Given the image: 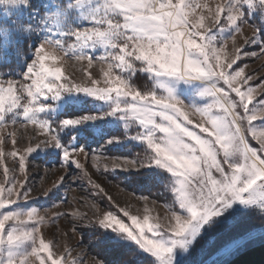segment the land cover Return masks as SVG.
<instances>
[{
	"label": "snow or ice",
	"instance_id": "obj_1",
	"mask_svg": "<svg viewBox=\"0 0 264 264\" xmlns=\"http://www.w3.org/2000/svg\"><path fill=\"white\" fill-rule=\"evenodd\" d=\"M254 2L220 0L213 8L198 0H104L102 9L93 13L95 25L74 30L71 33L74 41L69 48L63 47L59 40H44L35 49L34 59L22 79H0V127L9 122L15 125V121L5 120V114L20 109L26 118L24 122L38 126L37 134L46 137L35 143V137H30L27 146L19 148L14 132L0 136V174L4 178L0 182V248L5 244L10 249L26 242L31 244L29 251L19 255L9 251L6 264H78L77 259H68L70 248L56 250L54 229L49 230L51 238L45 235L42 225L46 218L40 215L39 209L31 208L23 213L3 211L18 200L32 198V188H26L29 154L41 146L61 147L49 122L36 114L49 107L39 103L41 98H59L65 92H84L102 100H114L108 114L121 112L138 121L141 126L138 138L147 143L150 153L140 161L116 157L113 170L155 164L176 177L172 189L175 200L173 204L163 205L162 216L152 214L154 207L150 208L149 204L154 206L155 201L147 196L137 198L143 202V210L141 213L137 209L134 213L131 205L122 206L94 181L75 158V153L86 151L84 148H63L59 166L66 171L54 187L62 183L70 165L74 164L87 179L94 199L102 198L107 205L102 210L101 204L91 203V217L86 213L74 214V229L78 221L84 225L98 224L126 234L141 250L157 258L158 264H189L195 255L194 245L203 239L201 227L208 232L222 221L231 222L240 214V209L233 207L234 202L258 204L264 209V130L258 132L252 124L258 115L264 119V100L253 103L257 88L264 89V78L252 86L250 81L254 78L245 71L247 65L238 64L243 57L257 56L243 49L254 42L258 30L251 37H245L239 46L235 35L242 33L241 5ZM259 3L264 5V0ZM217 25L221 31L233 29L232 35L222 38L219 44L209 35ZM229 39L232 51L227 50ZM95 45L106 46V52L93 58L83 51ZM4 47L0 41V57L5 54ZM260 54H264V44ZM64 57L80 63L83 80L77 82L65 75L62 67L49 66L50 61ZM134 60L144 62L146 70L157 77L174 78L173 84L160 79L158 86L163 90L160 94L130 85L120 73L133 67ZM96 62L100 69L94 75L91 69ZM193 80L205 82L198 95L211 97V102L198 106L186 103L175 94L174 84ZM121 98H129V102L122 104ZM193 117L199 120L194 123ZM96 118L84 115L65 119L62 124L77 125ZM250 139L257 141L258 147H253ZM9 141L11 149L5 151ZM9 157L12 167L5 164ZM98 159L92 156L94 163ZM60 215L55 213L53 222ZM95 238L117 241L121 237L101 232ZM188 245L193 247L187 255L180 251L173 255L174 249L187 250ZM79 264H83L82 258ZM94 264H105V261L96 256Z\"/></svg>",
	"mask_w": 264,
	"mask_h": 264
},
{
	"label": "rangeland",
	"instance_id": "obj_2",
	"mask_svg": "<svg viewBox=\"0 0 264 264\" xmlns=\"http://www.w3.org/2000/svg\"><path fill=\"white\" fill-rule=\"evenodd\" d=\"M200 3H207L211 7L215 8L216 4L220 0H198ZM104 0H81L80 3H76L75 0H66L65 4L62 6L53 5L50 10L42 13V15H37L36 11L29 20L33 23L31 27L27 26L24 32L36 33V37L33 41L35 47L32 51V58L28 60L25 70L20 72L17 76L4 77L1 76L0 79L3 80H17L22 79L23 74L27 71V68L31 61L34 59V51L39 47L40 43L44 40L50 41H61L63 47L69 48L71 43L74 41V37L71 33L76 29H82L89 26H94L95 21L92 16L93 13L99 9H102ZM29 6V0H0V37L3 39V43L7 46L4 52L8 49L9 44L12 42V34L15 32H20L23 26V21L20 19L24 16L25 10ZM244 12L242 19V33H237L236 43L237 45H243L245 37H251L255 31L258 30L256 37L253 38L254 42H250L245 45L243 51L245 52H255L256 57L246 56L243 57L238 64L241 66L247 65L245 71L253 76V80L250 81L252 86L260 84L261 78H264V54H260V48L262 46L261 35L264 33V5L259 3V0L251 5L244 3L241 5ZM14 23V24H13ZM13 24V25H12ZM220 25H217L209 33L210 36L215 37V42L219 44L222 38H227L232 35L233 29L231 27L225 28L223 31L220 30ZM228 51H232V41L228 40ZM83 51L89 53L93 58L98 57L106 52V46L95 45L94 47H88L83 49ZM63 56L62 53H57ZM71 55V53H70ZM133 67L126 68L121 71V75L128 80L130 85L138 76V80H145L148 78L152 83V90L157 94H160L163 90L159 88L158 81L160 79H167L170 85L173 84L174 78H160L154 73L149 72L143 66L142 61H132ZM49 66L62 67L65 75L72 76L77 82L84 79L83 74L80 71V63L75 61L71 57H64L62 60L50 61ZM100 65L96 62V66L91 69L93 74H98ZM134 86V85H133ZM175 87V94L186 103H195L198 106H203L211 102V97H201L198 92L205 86V82L199 80H193L189 83L180 81L178 84L173 85ZM137 88V87H136ZM138 89V88H137ZM256 103L258 100H264V89L257 88L256 93H254ZM120 102L122 104L128 103L129 98H121ZM39 103L48 105L44 112L37 113L36 116L41 120H46L43 114L49 115L50 112H57L63 108H88L99 111L98 113L82 114L78 117L84 115H95L97 118L84 121L83 123L73 125V126H100L101 123H105L114 127H121L123 129L129 130L130 126L138 128L137 135L133 138L136 143H142L145 147L151 151L147 143L138 138L141 131V126L138 121H135L131 117H125L123 113L116 112L114 114H108L114 107V100H102L92 95L84 92H65L59 98H53L52 96L43 97L40 99ZM251 106V105H250ZM103 114V115H102ZM75 117V118H78ZM25 117H23L20 109L13 110L11 113L5 114L6 121H15V125L10 122L4 126L0 127V136H6L8 132H14L18 138V147H26L29 138L35 137L33 143L36 140H42L46 137L43 135H38L36 128L38 126L32 125L30 123H25ZM74 119V118H73ZM194 123L199 120V117H193ZM253 126L257 127V131L264 130V119H260L259 115L256 121L252 122ZM127 125V127H126ZM194 127V125H193ZM199 131V130H197ZM251 136V133H249ZM132 138V139H133ZM59 139V138H58ZM60 141V140H59ZM112 143L113 141L110 140ZM109 143V141L107 142ZM249 143L253 147H258V143L255 140L250 139ZM61 147H56L55 145L41 146L36 148L28 156L27 171L29 173L26 188H32V198L28 200H18L14 204L10 205L8 208L3 209V211H17L23 213L31 208L39 209L40 215L46 218V222L42 225V230H44L45 235L51 238L49 232L50 229L55 230L57 251H62L64 248H70L71 254L68 259H77L78 264L80 259H83V264H94L95 256L92 255L87 245L84 243V234L90 231L92 228L98 229L100 232L111 233L113 236L119 235L121 238L117 241H124L129 245L134 246L138 255L143 257L147 256L151 259V264H158L157 258L141 250L139 246L127 238L126 234H118L112 231V229H106L98 224L84 225L82 222H77L76 228H73V220L75 219L74 214L86 213L88 217L92 216V209L89 205L93 202L102 205V210L107 205L100 202L101 198L95 197L94 193L91 191V187L87 182V179L82 176L80 170L74 165H70L69 171L62 181L61 184L54 187V185L59 181L60 176L64 174L65 169L60 168L59 164L63 158V146L60 142ZM69 149L77 147H67ZM11 149V142L5 146V151ZM59 155V158H57ZM49 155L53 159L46 162H40L38 158ZM95 155L99 159L94 163L92 156ZM75 158L79 160L81 164L87 169L89 175L92 179L99 183L101 187H104L109 194L115 198L122 206L125 204L131 205L133 212L139 209L142 213L143 202L139 201L137 198L144 195L135 194L121 185H118L114 181L109 179V174L114 173L115 170H120L122 172H137L142 169H153L164 170L170 176V184L168 188L162 189V200L154 199L149 196L150 201H155L153 206L151 203L149 207H154L153 215H163L164 214V204H173L175 200L176 193L172 190L175 184L176 177L170 173L167 169L155 165L146 164L143 167L135 169H114L113 161L116 157L121 159L127 158L132 160H142L140 157H125V156H113L106 154L100 150L95 152L75 153ZM61 160L59 163H54L53 161ZM49 161V163H48ZM5 164L12 167V160L9 157ZM107 165V168L105 167ZM18 168V166H17ZM73 177H77L73 180ZM21 177L18 176V179ZM3 175L0 174V182L3 181ZM49 191L46 195L44 192ZM55 205V207H53ZM175 206V205H174ZM233 207L240 209V214L235 216L231 222H221L216 228L211 231L205 232L204 228L201 227V235L203 239L194 245L195 255L190 259L189 264H219L220 262L232 257L237 254L242 249L247 246L264 241V209H261L258 204L244 205L239 201L234 202ZM254 211V216L257 219L242 221L244 218L245 211ZM55 213H61L58 219L53 222V216ZM183 214V213H181ZM246 215V214H245ZM26 227H31V225H26ZM250 234V235H249ZM236 242L235 244L233 242ZM193 245H188L187 250L185 249H174L173 255L176 251H180L182 254L187 255L188 251L192 250ZM31 248L30 243H23L19 246L9 248L8 245H4L0 248V262L6 264V259L9 251L15 252L17 255L29 251Z\"/></svg>",
	"mask_w": 264,
	"mask_h": 264
},
{
	"label": "trees",
	"instance_id": "obj_3",
	"mask_svg": "<svg viewBox=\"0 0 264 264\" xmlns=\"http://www.w3.org/2000/svg\"><path fill=\"white\" fill-rule=\"evenodd\" d=\"M66 0H29V6L24 12L21 22L23 26L20 32L12 34V42L3 57H0V77L17 76L20 72L25 70L28 60L32 58V51L35 43H33L36 33L24 32V29L33 23L29 20L36 11L37 15H42L46 10H50L53 5L51 3L62 6ZM14 24V23H13ZM12 24V25H13ZM3 39L0 37V41ZM261 41L264 44V33L261 35ZM6 47L7 45L4 44ZM4 47V50H5ZM143 77V76H138ZM138 77L131 82L135 87L141 91L152 90V83L150 80H138ZM99 112V111H98ZM94 109L88 108H63L57 112H50L49 115L43 114L46 121L55 130L61 144L66 147L84 148L87 152L100 150L106 154L113 156L125 157H140L144 159L150 153L149 150L142 143H136L134 136L137 135L138 128L134 125L130 126L129 130L123 129L119 126L114 127L105 123L100 126H73L63 125L62 121L65 119H73L82 114L98 113ZM133 138V139H132ZM112 140V143H107ZM59 158V155H57ZM53 159L49 155L38 158L40 162H46ZM48 161V163H49ZM61 160L53 161L59 163ZM109 179L125 189L138 194L149 196L154 199L162 200V189L168 188L170 184V176L164 170L142 169L137 172H122L115 170L110 173ZM100 202L103 203L101 198ZM242 221L257 219L254 216V211H245ZM101 233L98 229L92 228L84 234V243L87 245L89 252L101 257L105 264H151V259L147 256H139L137 249L127 244L124 241H113L110 239H96ZM219 264H264V241L247 246L232 257L220 262Z\"/></svg>",
	"mask_w": 264,
	"mask_h": 264
}]
</instances>
